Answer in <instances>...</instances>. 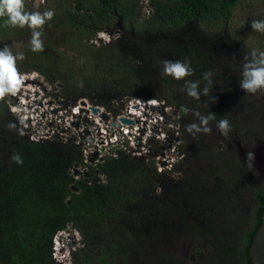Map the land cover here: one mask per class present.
<instances>
[{
  "label": "trees",
  "instance_id": "trees-1",
  "mask_svg": "<svg viewBox=\"0 0 264 264\" xmlns=\"http://www.w3.org/2000/svg\"><path fill=\"white\" fill-rule=\"evenodd\" d=\"M147 1L148 14L142 0H46L39 6L25 0L29 12H55L42 29V52L31 50L29 28L13 27L6 16L0 17V49L9 46L14 54L23 53L24 59L17 61L20 72L44 76L55 87L54 98L69 104L88 99L117 114L116 102L163 98L181 113L186 153L172 172L161 173L151 158L121 151L87 163L73 140H31L11 114L6 96L0 100V264H181L175 256L179 242L188 243L194 264H202L198 256L203 242L211 246L207 264H237L238 259L251 264L248 250L262 225L264 188L255 195V223L249 231L235 229L243 236L237 258L234 233L219 236L212 224L207 226L215 204L201 187L205 180L200 168L190 165L192 151L203 161L202 142L220 133L216 124L225 116L216 108L217 88H238L235 75L241 76L249 58L235 46L229 50L235 61H230L224 48L233 40L215 31L228 25L238 1ZM101 33L117 34L118 39L97 45ZM215 49L225 50V56ZM185 59L194 70L186 79L200 80L201 88L207 83L203 73H214L210 95L199 101L187 96L184 80L162 71L161 61ZM227 61L233 65L225 66ZM227 67L233 71L229 77ZM185 106L201 115H217L209 122L210 134L185 131L190 123H200L184 112ZM14 153L21 155L22 164L11 159ZM68 230L80 234V244L71 249L69 260L58 259L55 239ZM165 242L173 245L169 251Z\"/></svg>",
  "mask_w": 264,
  "mask_h": 264
},
{
  "label": "built area",
  "instance_id": "built-area-1",
  "mask_svg": "<svg viewBox=\"0 0 264 264\" xmlns=\"http://www.w3.org/2000/svg\"><path fill=\"white\" fill-rule=\"evenodd\" d=\"M24 77L19 92L9 95L8 104L11 114L33 141L73 140L92 163L104 156L114 157V151L134 158H151L161 173L174 171L176 163L185 156L180 148L181 113L163 98L116 102L117 114L87 99L69 104L64 98L49 96L46 82L38 72L24 73ZM155 142L160 143L154 145Z\"/></svg>",
  "mask_w": 264,
  "mask_h": 264
},
{
  "label": "rangeland",
  "instance_id": "rangeland-1",
  "mask_svg": "<svg viewBox=\"0 0 264 264\" xmlns=\"http://www.w3.org/2000/svg\"><path fill=\"white\" fill-rule=\"evenodd\" d=\"M237 1V6L233 10V14L228 22V25L225 28L219 26L215 28V31L219 36L226 35L228 36L226 37L227 39L230 38V41L233 40L232 43H229L230 45L228 47L224 48L228 50V57L232 62H234L235 59L233 53H231L229 50L235 46L236 50L247 53L248 56L253 50L258 52L264 51V32H258L251 28V23L253 20H264V0ZM45 2L46 0H32V3L36 6L41 4L43 5ZM142 2L145 7V12L148 14V1L142 0ZM111 35L108 33L99 34L98 41L96 42L97 45L100 44V40L105 43H109L118 39L117 34H113V36ZM224 40L226 39H222L221 42ZM62 52H64V50H62ZM222 52L224 55H222ZM215 53H220L219 56H225V50L223 51L222 49L219 51L217 50V52L215 49ZM219 56L218 58L221 60ZM230 61H227L225 66H232L233 63ZM224 73L229 77V74L232 75L233 71L230 69V67H227L225 68ZM234 79H241V76L236 74ZM42 80H45L48 94L49 96H52V94L55 92V87L49 84L44 76H42ZM227 85L235 87L234 84H230L228 82ZM237 86H239V84ZM217 91L220 100L216 103L218 104L216 108L222 111L223 115L225 116L224 118L230 121L232 126L231 128H234L229 132L228 136L230 137V134L236 132L234 137L236 139H240V142H237L240 144V148L251 149L252 146H255L256 148L255 140L260 141V138L264 136V132H261L259 129V126L264 125L262 122V118H264V92H260V94H258V92L255 94L247 93L244 92L240 86L238 88L229 89L221 87L217 88ZM7 97L9 98L10 102V96L8 95ZM246 132L251 133V135L249 136L248 134H245L246 136L241 139L240 136ZM229 137L226 138L224 135L222 137L221 134L213 132V139H210L211 142L203 139L204 141L202 142L201 154L205 163L202 162L199 154L196 153L195 155H192V162L190 161V165L192 169L195 170L200 168L205 180L201 187L206 195L213 197L212 201L215 204L213 209H210L208 213L210 223H208L207 226L210 228L213 225L215 234L219 233V236H225V233H230L231 231L232 234L234 233L231 235V239L237 244L238 258L242 253L241 251L243 242L241 239H243V236L240 233H235V229L239 227H245L243 229V232H245L250 230L251 225V223L247 222V224L240 223V225L237 227V224H239V221H241V217H239L236 212V203L238 202L237 199L239 195L238 189L243 187L242 184L244 182L242 164L247 163V157L246 154H242L241 158L237 155L235 152L237 151L236 144L232 142ZM159 143L160 142H155L154 145H158ZM228 143L233 146L235 150L229 149ZM261 145H263V142ZM180 148L182 149L181 146ZM184 148L185 147H183V149ZM86 160L88 161L87 163H92L89 162V159ZM244 189L246 190L247 194L250 195V187L247 186V188ZM216 215L217 217H215ZM241 215H244V213H241ZM80 241L81 236L76 231L68 230L59 233L55 239L57 258L69 260L71 258L69 254L71 249L77 247L80 244ZM210 241L213 242L214 237H211ZM177 242H179V240H177L176 243ZM202 244L204 246L201 247L198 260L201 261L202 264H207L211 257V254L208 251L211 246H208V248L205 242ZM164 245V249L167 251L173 247L172 244L170 245V242L168 244L165 242ZM178 246L179 248L177 249V254L175 256L181 257V264H188L185 263L188 261L189 263L192 262V264H194L196 260L189 251L188 243H186L185 246V243L182 245L179 242ZM236 262L237 264H241L239 259Z\"/></svg>",
  "mask_w": 264,
  "mask_h": 264
},
{
  "label": "clouds",
  "instance_id": "clouds-1",
  "mask_svg": "<svg viewBox=\"0 0 264 264\" xmlns=\"http://www.w3.org/2000/svg\"><path fill=\"white\" fill-rule=\"evenodd\" d=\"M55 12L48 9L44 12L27 11L25 0H0V17H7V23L13 27L24 28L31 30L30 45L33 52L44 51L43 26L54 17ZM251 28L258 32H264V20H253ZM23 53L14 54L9 46H4L0 49V100H3L8 95H15L21 89L25 82L24 74L19 70L17 61L23 60ZM163 74L170 76L173 79L180 81L184 80L183 90L187 96L199 101L202 96H208L211 93L214 73L207 71L203 73V80L207 83L203 88L200 87V80H187V77L193 75V68L190 60H164L161 61ZM240 88L247 93L255 94L258 91L264 92V51L253 50L249 58L243 64L241 79L239 81ZM184 112L191 113L199 119L200 123H190L186 127V131L193 136L198 133L210 134L212 129L210 121H215L217 115L209 112L207 115H201L198 111H194L188 107H184ZM217 130L228 136L231 131L230 121L226 118L220 119L216 124ZM8 128L14 129L15 125L11 122ZM247 166L252 168L254 154L246 153ZM11 159L22 164L23 159L19 153H14ZM106 182V181H105Z\"/></svg>",
  "mask_w": 264,
  "mask_h": 264
},
{
  "label": "flooded vegetation",
  "instance_id": "flooded-vegetation-1",
  "mask_svg": "<svg viewBox=\"0 0 264 264\" xmlns=\"http://www.w3.org/2000/svg\"><path fill=\"white\" fill-rule=\"evenodd\" d=\"M262 122L264 123V118H262ZM259 129L261 132H264V125L263 126H259ZM184 131V128L182 129ZM183 131H182V139H183V144H182V150L185 154V151L183 149V145H184V135H183ZM186 131V130H185ZM186 133V132H185ZM187 134V133H186ZM221 134V133H219ZM248 134L249 136L251 135V133H244L242 136H240L241 139L244 138V136ZM188 135V134H187ZM222 135V134H221ZM234 135H236V132H233L232 134H230V137L227 136L226 138H230L232 142H234L236 144V149L237 151H235L237 153V155L241 158L242 154H246L248 152H252L254 154V159L252 161V168L249 169L247 166V163L242 164L243 167V187H240L238 189V202L236 203L237 205V209L236 212L238 214L239 217H241V221H239L240 223H244L247 224L251 223L254 224L256 221V214H257V208H258V204L256 202L255 199V195L258 194L263 188H264V136L262 138H260L261 140H255V146H252L251 149H243L240 148V144H238L240 142L239 138H235ZM223 137V135H222ZM235 138V140H234ZM238 142V143H237ZM263 142V145H261V143ZM261 145V146H260ZM195 147V145H194ZM228 148L229 149H234L233 146H231L228 143ZM235 150V149H234ZM197 150H193L192 151V155H194V153H196ZM185 158V156H184ZM183 158V159H184ZM203 163H205V161H202ZM248 184V185H247ZM247 186L250 187V195L247 194L246 190L244 188H247ZM235 212V214H236ZM241 213H244V215H241ZM242 254V253H241Z\"/></svg>",
  "mask_w": 264,
  "mask_h": 264
},
{
  "label": "water",
  "instance_id": "water-1",
  "mask_svg": "<svg viewBox=\"0 0 264 264\" xmlns=\"http://www.w3.org/2000/svg\"><path fill=\"white\" fill-rule=\"evenodd\" d=\"M94 111L97 113L98 109L94 108ZM123 122L131 123L126 119H123ZM248 255L251 264H264V213L262 215V225L252 239Z\"/></svg>",
  "mask_w": 264,
  "mask_h": 264
}]
</instances>
